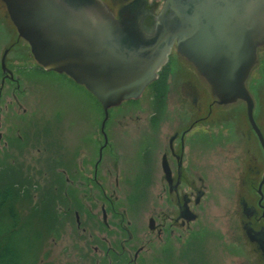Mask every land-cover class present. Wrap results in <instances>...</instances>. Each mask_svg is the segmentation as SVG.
I'll return each mask as SVG.
<instances>
[{
	"label": "rangeland",
	"instance_id": "obj_1",
	"mask_svg": "<svg viewBox=\"0 0 264 264\" xmlns=\"http://www.w3.org/2000/svg\"><path fill=\"white\" fill-rule=\"evenodd\" d=\"M7 46L6 66L19 79V87L16 88L10 80L1 84L0 63V169L10 164L19 171L20 177H16L22 182L15 184L20 185L21 190L29 189L33 195L32 203L37 202L42 191L54 195V207L58 214L56 230L45 238L38 264L262 263L249 246L238 239L229 218V195L222 197L223 202L210 218V221H219L216 227L224 231L220 234L223 241L215 237L219 233L214 230L216 227H212V221L207 228V240L190 252L186 249L182 251L180 242L170 248L169 243L167 247L158 240L156 233L148 228L149 216L155 215L156 196L153 192L143 191L142 183L135 185L132 179L123 175L125 149L121 150L116 160L121 167L120 174H116L118 168L115 171L110 167L109 154L103 151L99 159L103 165L102 173L98 172V184L90 176L86 177L85 174H91L87 170L78 190H75L74 163H80L84 171L98 156V147L102 142L100 134L94 138L96 142H81L89 138L93 125L99 128L103 117L101 104L84 85L64 72L43 69L33 58L28 42L18 36L11 20L0 10V57ZM169 71L168 68L167 76ZM262 84L264 86V79ZM149 94L141 97V105L149 104ZM175 94L171 92L169 95V108L173 106L174 97L171 96ZM149 111V107L134 109L132 117L120 118V122L131 124L130 139H137L134 134L142 128L143 118L148 116ZM115 112L111 111L110 115ZM74 120L76 124L73 125ZM122 140V136L114 135L113 148L119 147ZM74 148L78 151L77 156ZM235 151L229 157L234 158ZM130 152L133 155V151ZM62 160L65 172L57 169ZM229 164L231 166L233 162ZM63 174L67 178L64 179ZM222 179L219 183L225 187L233 185V178L229 175H224ZM77 191L79 194L75 195ZM102 206L106 212L105 222L102 220ZM74 210L78 212V223ZM24 211H27L26 206ZM179 232H182L181 238L186 235L184 230L175 231L174 235ZM160 247L168 249L161 251Z\"/></svg>",
	"mask_w": 264,
	"mask_h": 264
},
{
	"label": "flooded vegetation",
	"instance_id": "obj_2",
	"mask_svg": "<svg viewBox=\"0 0 264 264\" xmlns=\"http://www.w3.org/2000/svg\"><path fill=\"white\" fill-rule=\"evenodd\" d=\"M104 1L110 5L117 18L125 16L130 24L144 25V27L131 26V30H156L166 0ZM0 10L6 16L5 5L1 0ZM170 12V7L164 11L166 19ZM5 48L9 50L8 46ZM257 56L258 61L251 68L245 81L252 101V108L249 110L248 102L242 98L228 103L220 102L211 93L209 85L193 64L178 52L175 38L167 59L161 65L156 77L164 79L165 84L155 86L152 81L156 78L153 79L138 97L124 99L117 105L110 106L107 118L102 124L103 112L99 128L93 125L88 139L82 141L80 135L81 143L94 142L98 134L102 136V142L98 147V156L89 169L82 171L80 163H74L72 175L75 190H78L87 170L91 174H85L86 177L90 176L98 184V172L102 173L103 165L99 159L103 151L109 154L110 167L115 171L118 168L116 174H120L121 167L119 168V162L116 160L121 150L125 149L123 175L132 179L135 185L142 183L143 191L153 192L156 196L155 215L149 216L148 228L156 233L158 240L167 247L171 245L170 248H174L180 242L182 251L184 249L192 251L199 243L207 240V228L211 221L212 227L219 225L218 220L210 221V218L215 208L223 202L222 197L229 195L231 198L229 218L238 233V239H242L251 252L262 261L261 264H264L261 252V241L264 240L263 46L257 48ZM168 68L170 71L167 76ZM255 68L257 72L253 73ZM10 70L12 74L11 72L8 74L7 71V73L2 72V83L10 80L18 88L19 79L15 77L13 70ZM171 92L176 94L171 96L174 100L173 106L169 108ZM147 93H150L149 104L141 105L140 99L143 95H148ZM147 107L150 110L148 116L143 118L145 121L142 123V128L134 134L137 139L132 140L128 136L132 131L130 122L119 120L121 117H132L131 112L134 109H147ZM113 110L116 112L110 115ZM72 123L76 124V120ZM68 125L71 126V123L69 122ZM114 135L123 137L116 149L112 144ZM227 147L229 149L226 151ZM234 150L235 153L237 152L234 158L229 157L233 155ZM130 151H133V155ZM65 153L64 151V156ZM74 153L77 156L76 148ZM127 153L130 155L128 156ZM230 162H233L231 166ZM61 163L62 165L57 169L65 172V163L63 160ZM224 175L233 178L232 186L225 187L224 184L219 183L223 181ZM65 177L63 174L64 179ZM76 194L79 192L77 191ZM101 209L102 220L105 222L106 212L103 206ZM74 214L78 223L77 210H74ZM216 228L214 230L219 234L215 237L221 239L220 234H224V231L219 226ZM183 230L186 235L182 238L180 234L182 232L174 235L175 231ZM167 249L160 247L161 251Z\"/></svg>",
	"mask_w": 264,
	"mask_h": 264
},
{
	"label": "water",
	"instance_id": "obj_3",
	"mask_svg": "<svg viewBox=\"0 0 264 264\" xmlns=\"http://www.w3.org/2000/svg\"><path fill=\"white\" fill-rule=\"evenodd\" d=\"M1 1L35 61L64 72L99 100L102 124L110 106L138 97L157 77L175 38L220 102L242 98L252 108L245 81L264 47V0H166L156 30H131L144 25L117 18L104 0ZM6 53L0 63L9 74Z\"/></svg>",
	"mask_w": 264,
	"mask_h": 264
},
{
	"label": "trees",
	"instance_id": "obj_4",
	"mask_svg": "<svg viewBox=\"0 0 264 264\" xmlns=\"http://www.w3.org/2000/svg\"><path fill=\"white\" fill-rule=\"evenodd\" d=\"M159 79L152 84H165ZM18 172L10 164L0 169V264H38L45 238L57 223L55 196L42 191L32 203L29 189L15 184L22 182Z\"/></svg>",
	"mask_w": 264,
	"mask_h": 264
}]
</instances>
